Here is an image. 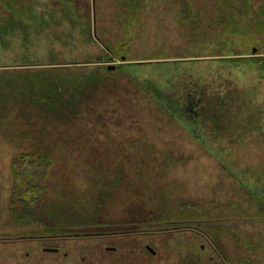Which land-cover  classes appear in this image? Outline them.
I'll list each match as a JSON object with an SVG mask.
<instances>
[{
    "label": "rangeland",
    "instance_id": "1",
    "mask_svg": "<svg viewBox=\"0 0 264 264\" xmlns=\"http://www.w3.org/2000/svg\"><path fill=\"white\" fill-rule=\"evenodd\" d=\"M263 55L264 0H0V65L97 78L65 118L0 110V237H24L0 240V264H147L150 248L264 264V78L206 61ZM35 145L52 157L41 221L10 196L9 161Z\"/></svg>",
    "mask_w": 264,
    "mask_h": 264
},
{
    "label": "trees",
    "instance_id": "2",
    "mask_svg": "<svg viewBox=\"0 0 264 264\" xmlns=\"http://www.w3.org/2000/svg\"><path fill=\"white\" fill-rule=\"evenodd\" d=\"M6 4V3H5ZM14 7L16 3L7 1V5ZM124 39L116 48V53L122 58H126L129 50L131 38ZM104 52L107 54L106 50ZM100 61V60H99ZM198 60H178V62L189 64ZM206 61L222 63L230 69H245L255 76L259 74L264 78V55L254 56H234L210 58ZM136 62H125L124 65ZM61 64H1L0 65V110L6 111L7 105H31L47 110L48 114L57 119L66 115L64 110L71 107L80 98L82 84L87 83L95 76L96 71L89 74L79 75L66 70ZM224 69V68H223ZM100 73H106L104 67H96ZM52 157L50 149L35 145L31 150L18 153L9 161V172L12 178L10 196L16 198V202L21 205V212L24 216L40 217L35 211L43 207V193L46 190L44 181L48 175ZM15 201V200H14ZM36 214V215H35ZM42 220V219H41ZM40 220V221H41ZM23 236L0 237V240L17 241Z\"/></svg>",
    "mask_w": 264,
    "mask_h": 264
},
{
    "label": "flooded vegetation",
    "instance_id": "3",
    "mask_svg": "<svg viewBox=\"0 0 264 264\" xmlns=\"http://www.w3.org/2000/svg\"><path fill=\"white\" fill-rule=\"evenodd\" d=\"M66 238H69V237H66ZM108 248H110V249H112V251H114L115 252V249H116V247H109V246H107ZM146 247H147V249L149 248V245H146ZM203 247V246H202ZM214 253H215V255H217L218 256V258H220V260H221V264H228V260H227V257H226V255L224 254V253H220L219 251H216V250H214L213 251ZM146 254L145 255H147V257H144L143 258V260H144V262H146L147 264H161V263H163V261L162 262H160V260H159V258H158V251H156V250H154V249H148V251H146L145 252ZM177 252H170V251H166V252H164V254L165 255H173V256H176L177 254H176ZM64 254H66V252H64ZM158 254V255H157ZM174 258V257H173ZM213 256L212 255H210L209 256V261H211V262H213ZM84 259V258H83ZM141 259V258H140ZM173 264L175 263L174 261H171ZM190 264H202V263H204V262H202V261H199V260H196L195 258H192L191 259V261L189 262ZM164 264H165V262H164Z\"/></svg>",
    "mask_w": 264,
    "mask_h": 264
},
{
    "label": "water",
    "instance_id": "4",
    "mask_svg": "<svg viewBox=\"0 0 264 264\" xmlns=\"http://www.w3.org/2000/svg\"><path fill=\"white\" fill-rule=\"evenodd\" d=\"M107 68L108 69H114L115 68V65H113V64H109L108 66H107ZM151 249V248H150ZM46 250H49V251H55V250H57L56 248H46Z\"/></svg>",
    "mask_w": 264,
    "mask_h": 264
}]
</instances>
